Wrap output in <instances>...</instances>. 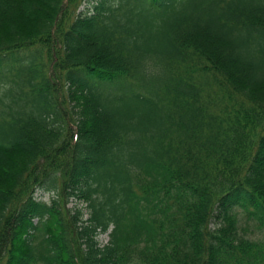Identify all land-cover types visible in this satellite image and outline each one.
I'll use <instances>...</instances> for the list:
<instances>
[{"label": "trees", "instance_id": "obj_1", "mask_svg": "<svg viewBox=\"0 0 264 264\" xmlns=\"http://www.w3.org/2000/svg\"><path fill=\"white\" fill-rule=\"evenodd\" d=\"M82 2L0 0V264H264V0Z\"/></svg>", "mask_w": 264, "mask_h": 264}, {"label": "rangeland", "instance_id": "obj_2", "mask_svg": "<svg viewBox=\"0 0 264 264\" xmlns=\"http://www.w3.org/2000/svg\"><path fill=\"white\" fill-rule=\"evenodd\" d=\"M86 1L88 4V7H90V5L95 2V0H86ZM85 7H86V2H84L83 6L80 7V11L84 10ZM2 62H3V59H1L0 64H2ZM75 70H81V68H78ZM16 80L19 82V86L12 90V95H15L21 98L20 104H24L25 102H32L33 100H35V99L31 100L32 93L25 89V86L27 85V78L17 77ZM70 85L71 83L66 80L65 73H63L62 84H60L59 89L61 91L60 97L61 99H65V101H67L68 103L67 105L75 104V102L70 98V94H71L70 88L73 89L76 85L75 84H73L72 86ZM50 196L51 194L49 193H46V194L44 193L41 194L40 192L37 193L38 200L48 201ZM73 203L74 202L70 203V205L72 206ZM98 239H99L100 244H104L107 241V235L101 234L98 237Z\"/></svg>", "mask_w": 264, "mask_h": 264}]
</instances>
